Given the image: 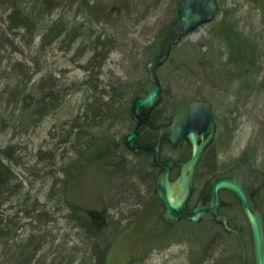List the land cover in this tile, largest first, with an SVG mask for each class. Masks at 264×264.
Returning a JSON list of instances; mask_svg holds the SVG:
<instances>
[{"label": "rangeland", "instance_id": "374dc122", "mask_svg": "<svg viewBox=\"0 0 264 264\" xmlns=\"http://www.w3.org/2000/svg\"><path fill=\"white\" fill-rule=\"evenodd\" d=\"M180 1L89 0L92 14L84 13L83 0L72 5L69 0H47L50 13L39 16L41 20L33 34L24 27L9 25L6 18L13 11L10 4H6L7 9H0V150L9 147L6 152L15 153L10 165L23 184L20 199L11 198L4 206L9 220L17 225L18 238L33 231L44 234L45 244L38 252L37 264H60L67 256L66 248H73L69 252L71 257L78 249L86 250L84 257L95 252V242L101 237H88L85 230L83 233L67 222L70 207L62 202L58 192L56 182L62 179L59 169L73 160L72 147L80 139L74 126L87 125L90 116H97L96 122L109 116L96 106L105 100L99 97L100 88L111 91L110 108L115 123L109 124L113 125L110 128L113 135L108 138H122L131 130L133 122L128 114H120L117 109L128 106L133 98L150 89L146 62L157 53ZM12 2L13 7L15 4L24 7L19 0ZM217 3L213 20L184 36L157 69L161 100L151 120L158 123L157 115L161 119L170 116L193 99L207 100L217 122V137L207 156L218 154L224 164L244 156L264 170V0H217ZM36 10L34 15L40 7ZM88 14L96 16L91 18ZM56 20L66 25L69 22V29L77 27V31L83 24L73 43H68L67 31L57 39L46 37L43 41L46 30ZM220 32L236 40L241 52L251 50L247 64L236 68L228 63L230 50ZM97 40L101 44L98 48L94 46ZM101 56L104 58L100 61ZM107 83L112 87H107ZM28 89L39 95L52 91L57 97L55 102L51 100V105L37 106L38 112L33 113L21 101ZM16 92H20L18 97ZM112 96L117 98L113 100ZM101 129L97 137L109 130L107 122ZM148 135L144 132L143 137L149 139ZM81 143L89 147L96 144L90 143L89 138ZM48 151L56 155L54 161L45 158L39 161L38 157L46 156L44 152ZM129 177L132 178L120 180L105 191L104 183L90 175L85 181L92 193L84 186V191L74 190L69 196L68 205L94 208L105 215L109 235L123 230L110 244L108 264H198V261L213 264L218 249L233 248L232 239L212 232L206 220L200 226L178 224L171 229L174 232L171 239L164 242L151 235L154 225L147 217L142 223L149 236L143 233L139 235L142 238L130 237L127 229L138 226L134 217L142 208L136 204L141 200L137 196H145L147 192L143 177L133 174ZM26 194L30 199L24 202ZM34 199L43 211L51 214V222L45 224L44 217L40 223L23 217V210L31 208ZM213 237L218 238V246L213 245ZM73 264L87 263L78 257Z\"/></svg>", "mask_w": 264, "mask_h": 264}, {"label": "trees", "instance_id": "16d2710c", "mask_svg": "<svg viewBox=\"0 0 264 264\" xmlns=\"http://www.w3.org/2000/svg\"><path fill=\"white\" fill-rule=\"evenodd\" d=\"M76 1L78 0H69V5L74 4ZM88 1L89 0H83V2L81 3L84 13H92V10L88 7ZM30 2L31 0H19V3L23 4L24 7H18L16 6V4L13 7V5L11 4V0H0V9L4 7L6 8V4H10V7L13 8V11H10L8 17L6 18L7 20H9V25H13V27L17 26L19 28L24 27L26 31H31L30 34H33L35 33V30H37V26L40 23L41 19L39 16L45 15L44 13H46V15L49 14L51 9L47 5V0H35V2ZM12 3H14V0ZM38 6L40 7V10L34 15L33 12L37 11L36 8H38ZM95 16L96 15L90 16L88 14V17L91 18H95ZM91 18L90 22H92ZM176 18L177 14L175 15L174 20H176ZM174 20H172V22H174ZM81 25L83 26V24L80 23V29L82 28ZM53 28H56V30H53ZM77 30V27L72 28V26L69 29V22L66 25L63 24L60 20H56L49 28V31L46 30V36H44L43 41L46 37L57 39L60 37V34L62 32L67 31V39L69 40L68 43H73V41L76 39V35L79 32ZM220 35L230 50V60H228V63L236 68H240L241 65L245 64V62L247 64L248 59L251 57V50L249 49L246 52H241L242 47L237 44L236 40L227 38L225 32H220ZM96 43L97 44H95L94 46L98 48L101 44L100 42H98V40L96 41ZM101 57L102 58L99 59L100 61L104 58L103 56ZM240 60L242 61V63L240 62ZM110 84L111 83H107L106 86L112 87V85ZM25 91L26 92H24L21 97V101H23L24 105L30 107L33 113L38 112L36 109L38 108L37 106L51 105V100L54 101V97H57L56 93H52V91L42 95L30 91V89ZM98 93L99 97L101 96L105 100H101L103 101V104L96 106L102 107L103 110H106V115L109 114V116L107 118L103 117V122H96V120H99L96 119L97 116H90V122H88L87 125L82 124L74 126L75 129H78L77 136L80 139L75 141L78 144L76 147L73 143V160L71 162L68 161L67 163L63 164L64 167L59 169L60 173L62 174V179L57 180L56 183L58 185V192H60V194L62 195V202L70 207L69 212L66 214L67 222L71 223L72 227H74L75 229L81 230L83 231V233L87 232L89 235L88 237H90V235H96V238L101 237V239L99 241L96 240L97 242H95L96 246L94 248L95 252L90 253V255H88L87 257H84L86 254V250L84 249L73 251L75 252V256L71 257L69 256V252H71L73 248H70V250L66 248L67 256L61 259L60 264H73L75 260L77 261L78 257L79 261L83 259L87 264H108L107 257L108 251L110 249V244L117 236L116 232L113 233V231L111 232V235H109V225L106 226V222L104 219L105 215H99L100 212L96 209H82L81 207L79 208L72 205L71 207L70 205H68L69 196L74 190L84 191L85 187L88 188L87 186L89 185V182L87 183L85 181L86 178H88L90 175L94 179L98 180L99 178V183H104L103 186H106L105 191H108V189H110L111 186L116 182L118 183L120 180L126 178L131 179L132 177L129 176L133 174L134 176H137L139 178L143 177L144 185L147 187L149 186L148 189L151 187V177L146 170V165H149V162L145 160L142 161L143 165L137 166L136 163L133 162V160H130L128 158V156L135 155L131 154L123 146L122 138H119L120 136L118 137L119 139L115 137L108 138L111 136V134L113 135L110 130L113 125L109 124L115 123V119L113 118L114 115L112 114V110L110 108V103L112 102L110 99L111 91L106 90L104 87L100 88L98 90ZM16 94L18 97L20 92H16L15 95ZM113 94L117 95L116 93ZM112 98L113 100H115L117 97L112 96ZM46 99L49 100V103H45ZM126 108L127 104H125L123 107H119L117 111L120 114L123 113V115H126ZM115 111L116 109L114 110V113ZM100 114L101 113H99V115ZM86 119L88 118L86 117ZM106 122L109 130L106 132L104 131L101 137H97L101 134L100 132L103 131L101 127L103 124H106ZM147 126L149 125L147 124L146 127ZM96 129L100 130L98 132L94 131ZM69 136L70 134L67 137ZM86 138H89L90 143H96L91 144V152L89 151L90 147L88 144L83 146L81 143V141ZM97 139L101 140L99 142H95L97 141ZM8 148L0 150V264H37V260L39 259L38 252L42 250L45 244V239H43L44 234H37L33 231L24 238H18L16 230L17 225L9 220L6 206H4L6 202L11 200V198L14 199L15 197L16 199H20V194L23 190L22 182L17 180L18 178L15 176L14 171L10 165L11 161H14L13 156H15V153L10 151L6 152ZM44 155L46 156L38 157L39 161H41L43 158L48 159L49 161H54L56 156L52 151L44 152ZM90 189L91 187H89L87 191L92 193ZM51 191L54 194L53 187H51ZM131 193H134V189L131 191ZM29 199V194H26L24 202L29 201ZM31 202L33 204L31 208H25L23 210V217L31 219L32 222L37 221L38 223H40V221L43 220L42 217H44L45 224L46 222H51V214H49L48 211H43L41 204L39 205L36 199L31 200ZM95 213L96 217L93 218V215ZM144 219L145 217L142 216L141 218L136 220L138 221L137 227H134L132 225V227L127 229V233L130 237L135 239L143 237L139 235H142L146 231V228L142 223ZM35 227L36 226H33L32 229H36ZM139 229L141 231L137 232L136 230ZM84 230L86 232H84ZM36 231L39 230L37 229ZM102 234H104L105 236L102 237ZM63 252H65V250ZM196 263L197 262H195V264ZM198 264H200V261H198Z\"/></svg>", "mask_w": 264, "mask_h": 264}, {"label": "water", "instance_id": "95a60500", "mask_svg": "<svg viewBox=\"0 0 264 264\" xmlns=\"http://www.w3.org/2000/svg\"><path fill=\"white\" fill-rule=\"evenodd\" d=\"M217 8V0L180 1L177 19L170 25L168 35L160 43L159 52L145 65L151 87L135 97L127 108L128 116L134 124L131 131L122 137V143L134 154L143 153L152 156L153 165L162 168L155 181V192L164 208L162 220L167 224H174L182 218L196 222L202 213L210 212L214 216V221L223 225L225 231L229 232L226 219L216 214L220 204L217 191L226 189L232 192L239 202L250 230L253 264H264V217L252 200L254 193L264 186V173L252 170L246 161H242L224 174L206 182L205 194L211 197L208 204L202 206L198 203L191 211L185 208L192 191L194 169L203 151L212 141L215 131L210 102L193 100L184 104L172 116L169 125L159 128L153 143L145 145L141 141L140 133L144 119L161 100V85L156 69L166 62L171 48L179 44L181 38L200 25L211 22ZM206 133L208 137L202 141ZM162 140H168L172 146L180 140H187L191 146L190 158L185 162L168 160L159 165L157 157ZM173 166L178 167V175L170 181L168 174ZM240 248L244 249L242 244ZM243 259L244 254L241 256V261Z\"/></svg>", "mask_w": 264, "mask_h": 264}, {"label": "flooded vegetation", "instance_id": "af4514ba", "mask_svg": "<svg viewBox=\"0 0 264 264\" xmlns=\"http://www.w3.org/2000/svg\"><path fill=\"white\" fill-rule=\"evenodd\" d=\"M167 34L164 36V38L167 36ZM158 52L159 49L157 53ZM154 110L147 117H145L143 122V127L140 133L141 141L145 145L151 144L155 141L158 135L159 128L169 125L172 120V116L177 111L176 110L172 115L164 117L163 119H161V117L157 115L155 118L159 122L153 123L151 118L153 116ZM211 115H212L213 123L215 124V131L213 133L212 141L203 151L201 158L197 163L193 172L192 191L185 206L186 210L189 211L193 210L198 203L204 206L211 201V197L205 194L206 182H208L215 176L224 174L226 171L232 169L240 162L246 161L252 170H256L264 173L263 169L252 163L253 162L252 159L245 158L244 156L239 157L235 162H227L226 164L219 161V158L221 156H217L218 154L214 155L215 154L214 153L211 156H207L208 150L215 143L217 137L216 134L217 122L213 113L212 105H211ZM147 124L149 126L146 127ZM154 124H158V125L153 126ZM144 132L149 134L148 135L150 137L149 139L143 137ZM207 137H208V133H206L203 136L202 141L205 140ZM130 153L135 156H128V157H132L133 162L136 163L137 166L143 165L142 161L147 160V162H149V165L148 164L146 165V170L151 177V187L148 189L149 186L147 187L144 185L147 192L146 195L143 196L141 194H138L137 198L140 199L141 197V200L137 204H140L142 208L141 211H139V214L134 217V220L135 221L138 220L144 214L147 215L145 218L149 217L150 223H153L154 225L153 226L154 228H152V231L150 233H152L151 235H155L157 237V239L155 240L158 241L162 239V241L166 242L167 240L171 239V236L174 234V232L171 229L175 228V226H178V224L180 223L200 226L203 223V221L206 220L208 221L209 229L212 232H217L218 234L223 233L224 235L228 236L227 238L232 239V241L234 242L232 243L233 248L229 247V248H223L221 250L218 249L217 254L213 258V264H253L250 230L247 221L245 219V216L239 205V202L232 192L226 189H220L217 191V198L220 201V204L216 209V214L226 219V225L227 227L230 228L229 232L225 231L223 225L216 223L214 221V216L210 212L202 213L199 216L198 221L196 222L188 221L182 218L177 222H175L174 224H167L162 220V212L164 208L159 203L158 194L155 192V181L157 175L162 171V168L158 165L157 166L153 165L152 156L150 155L143 153L141 154H134L132 152ZM190 154H191V146L187 140H180L174 146H172L168 140H162L159 147L157 161L159 165L165 163L168 160L174 162H185L190 158ZM177 175H178V167L173 166L168 174V179L170 181H173L177 177ZM252 200L256 205V207L261 210L264 217V186H261L254 193ZM94 217H96V213L93 215V218ZM210 230L208 232H210ZM119 233H123V230H121ZM119 233H117V235ZM144 234L149 236V232L147 230L144 232ZM212 243L213 245L218 246L217 245L219 244L218 238L213 237ZM240 244H242L244 248L243 250L240 248ZM238 252H240L239 255L237 254ZM242 254H244L243 261H241ZM200 264H204V263L200 261Z\"/></svg>", "mask_w": 264, "mask_h": 264}]
</instances>
